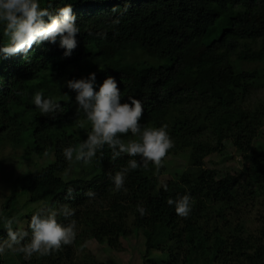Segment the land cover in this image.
<instances>
[{"label": "trees", "instance_id": "obj_1", "mask_svg": "<svg viewBox=\"0 0 264 264\" xmlns=\"http://www.w3.org/2000/svg\"><path fill=\"white\" fill-rule=\"evenodd\" d=\"M48 3L40 0L42 8ZM68 4L80 29L77 47L70 56L64 55L59 39L55 44H35L27 54L0 55V138L7 130L20 131L15 111L23 105L27 115L24 123L30 126V147L40 155L50 150L53 156L50 164L20 180L17 193L5 198L0 213L16 217L20 195L27 197L25 204L40 202L44 208L59 209L60 204L69 203L75 209L69 219L76 221L77 236L73 244L43 257L34 254L26 259L22 253L6 250L0 255V264H61L69 258L70 246L81 248L80 239L105 243L116 250L118 238L127 234L128 217L132 218L130 226L147 232L144 253H159L147 260L150 264H264L263 237L244 234L232 223L233 217L239 219L240 206L254 197L264 198V145L252 147L259 116L239 111L238 120L230 127L224 131L218 127L222 115L236 111L234 103L244 98L247 89L264 88V43L257 49L245 48L238 55L245 63H261L256 69L238 71L226 63L238 41H264V0H52L49 11L57 14ZM6 42L0 32V47ZM71 70L78 73V79L95 73L96 91L105 78L114 77L121 103L130 102L129 96L142 102V126L167 125L174 142L189 149L186 170L175 173L193 201L187 218L165 211L169 195L155 190L156 171L151 163L147 169L130 170L124 187L116 191L112 177L131 157L123 155L112 161L107 146L91 164L82 162L84 179L63 182L58 177L65 168L63 149L85 140L74 138L71 130L73 107L78 108L76 93L66 86L68 103L56 99L63 111L45 116L33 100L20 104L23 96L17 86L26 88L32 82L36 91L45 90L44 96L49 98L51 89ZM191 102L211 104L203 113L210 120L215 144L220 147L222 139L231 140L245 163L240 172L218 175L203 168L202 157L213 149L187 140L190 135L180 129L193 119L187 114L176 116L182 104ZM68 188L77 194L75 200H65ZM88 189L96 193L95 198L83 194ZM138 205L146 209L144 216L137 211ZM32 215L18 219H26L29 225ZM57 219L65 226L69 223L62 215ZM28 225L29 237L22 243L30 239ZM189 227L198 230L197 239H184ZM6 238L7 230L0 221V240Z\"/></svg>", "mask_w": 264, "mask_h": 264}, {"label": "clouds", "instance_id": "obj_2", "mask_svg": "<svg viewBox=\"0 0 264 264\" xmlns=\"http://www.w3.org/2000/svg\"><path fill=\"white\" fill-rule=\"evenodd\" d=\"M51 6L52 0H49L48 7L44 8L41 7L40 0H0V27L3 28L7 41L0 47V55L3 58L20 53L27 54L33 45L46 41L55 44L57 39L59 46L65 50L64 55H71L77 47L76 36L80 32L76 16L70 4L60 7L57 14L49 11ZM115 22L118 23L119 20ZM66 84L76 93L77 115L82 111L91 125L86 140L63 149V155L69 163L75 160L89 165L105 146L111 151L112 161L123 155L131 157L127 166L112 177L116 191L124 187L125 176L130 170L140 167L147 169L150 163L157 171L164 166L165 157L175 146L167 125L142 126V102L129 96L130 102L121 103V91L114 77L105 78L98 91L95 90V73H90L86 78L68 80ZM33 103L45 116L63 111L54 97L45 98L42 91L34 94ZM129 133L133 138L122 139ZM163 187L165 191L168 190L166 184ZM83 194L88 198H95L96 195L91 189ZM76 195L73 188H68L65 200H75ZM192 203L189 194L175 200L167 199V204L175 205L176 214L183 218L189 216ZM137 211L141 216L146 214V209L142 206L138 205ZM58 215L69 219L75 215V209L69 203L60 204L59 209L40 208L30 218V239L22 243L29 237V231L14 229L13 225L18 223L17 218H9L0 213V221L7 230V238L0 240V255L10 250L12 253L24 254L26 259L34 254L43 257L59 251L63 246L73 244L77 236L76 221L69 219L65 226L58 222Z\"/></svg>", "mask_w": 264, "mask_h": 264}, {"label": "rangeland", "instance_id": "obj_3", "mask_svg": "<svg viewBox=\"0 0 264 264\" xmlns=\"http://www.w3.org/2000/svg\"><path fill=\"white\" fill-rule=\"evenodd\" d=\"M0 32H3V28L0 27ZM264 41L262 39L256 40H243L238 41L234 51L228 53L226 57V63L231 67H236L238 71H250L259 67L261 63L252 62L245 63L238 59V55L245 48L257 49ZM71 74H67L62 78V82L52 88L50 94L63 104H67V97L64 96L66 91V82L71 79H78V73L75 70H71ZM23 84H18L17 91L23 97L20 98V104L25 102L31 103L34 94L37 92L34 87V83L29 82L26 88ZM42 91L44 94L45 90ZM19 98V97H17ZM211 104L201 102H191L182 104L176 116H185L193 120L188 119L185 126L180 129L181 132H185L190 135L186 139H193L196 143H199L202 147L211 148L213 151L202 157L201 163L204 169L214 170L218 175L224 173H236L240 172L245 163L241 158V155L235 150L232 142L229 138L222 139L218 147L215 144L214 137L210 129V120H206L207 113L203 110ZM22 109V110H21ZM234 113H227L222 115L218 127L221 131H224L227 127H230L239 118V111H249L256 113L259 121L254 138L252 140V147L259 144L264 145V88H249L244 95V98L239 102L234 103ZM15 111L17 113L18 122L17 127L20 128L18 133L7 130L0 138V208L5 198L11 193L16 194L18 185L23 177L28 174H33L39 169L47 166L53 161L52 152L49 150L47 155L38 154L34 147H30V135L28 123H24V119H27L25 115V107L22 105ZM74 125L71 130L73 137L77 139L86 140L87 132L89 129V122L82 111L77 115V108L73 107ZM208 111H210L208 109ZM142 125V121H140ZM184 133V135H185ZM133 138L131 133L125 136V140ZM174 141V140H173ZM174 147L169 151L168 155L164 159V166L153 174H156L157 185L155 190H164V185H167V194L169 198L173 200L187 194L186 189L178 182L175 173L183 172L186 170L189 162V149L185 148L179 143L174 142ZM139 159V157H137ZM64 170L58 175L63 181L67 182L71 179L83 178L85 175L83 172L82 162L69 163L65 161ZM153 170V171H154ZM16 208L19 209L17 219L19 216H25L26 214H34L40 208H44L43 204L32 203L25 204L27 202L26 196H17ZM164 209L168 214L178 215L175 212V205H168L167 200L164 204ZM239 219L233 217L232 223L234 226H240L244 234H251L253 237L259 239V235L264 240V198L261 196L249 199L245 205L240 206ZM132 218L128 217L126 227L127 234L124 237L118 238V249L111 250L105 243H97L94 240L80 239L81 248L70 246L69 258L64 259L61 264H150L147 262L149 258L153 259L159 256L158 252L149 251L144 253V241L147 238V232L143 229H134L130 224ZM28 222L26 219H18V223L15 224L16 229L25 230ZM199 236V232L195 227H189L186 229L184 239L195 240ZM79 239V238H78ZM12 253L10 250H8ZM11 258V256H9Z\"/></svg>", "mask_w": 264, "mask_h": 264}]
</instances>
